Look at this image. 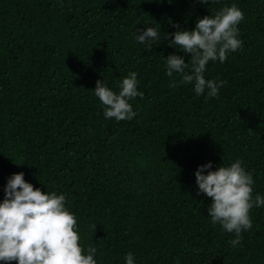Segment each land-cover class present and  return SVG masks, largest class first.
<instances>
[{"label": "trees", "instance_id": "1", "mask_svg": "<svg viewBox=\"0 0 264 264\" xmlns=\"http://www.w3.org/2000/svg\"><path fill=\"white\" fill-rule=\"evenodd\" d=\"M232 3L242 46L209 61L205 77L225 83L197 96L166 75L162 57L185 54L163 36ZM147 26L158 44L135 41ZM129 71L144 93L129 101L136 115L105 118L95 82L118 91ZM237 158L264 195V0H0V199L19 171L65 193L97 264L129 251L136 264H264V206L232 246L197 190L198 165Z\"/></svg>", "mask_w": 264, "mask_h": 264}, {"label": "clouds", "instance_id": "2", "mask_svg": "<svg viewBox=\"0 0 264 264\" xmlns=\"http://www.w3.org/2000/svg\"><path fill=\"white\" fill-rule=\"evenodd\" d=\"M204 0H201L203 3ZM243 11L235 4L214 10L211 15L198 17L195 27L179 28L169 35L168 43L191 54L171 52L162 57L166 75L180 74L178 83H191L197 96L214 97L225 83L217 78H206L204 73L209 61L223 63L228 53L242 46L238 24ZM137 42L149 45L161 39V29L147 26L134 33ZM136 71H129L118 84V91L98 79L93 94L103 105V116L116 121L131 120L136 115L129 102L143 96L138 90ZM211 160L197 166L194 175L198 191L211 197L207 215L213 224L233 233L227 241L237 246L242 231L252 226L250 209L264 206V195L253 194V173L246 169L240 158L230 164L212 168ZM204 169H208L207 172ZM76 215L66 206L65 193L42 191L40 187L24 178V172L12 173L4 185V196L0 199V264L15 260L17 264H97L96 248L80 242ZM124 264H136L134 254L124 255Z\"/></svg>", "mask_w": 264, "mask_h": 264}]
</instances>
